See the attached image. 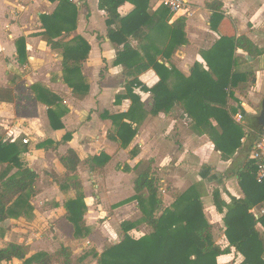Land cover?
I'll use <instances>...</instances> for the list:
<instances>
[{
	"label": "crops",
	"instance_id": "obj_1",
	"mask_svg": "<svg viewBox=\"0 0 264 264\" xmlns=\"http://www.w3.org/2000/svg\"><path fill=\"white\" fill-rule=\"evenodd\" d=\"M6 1L12 3V7L7 13H0V30H7L9 38L1 39L0 37V87H8L1 84L6 77L8 78L7 74L9 75V72H5L6 76L2 73V71L7 70L8 66L9 68L14 67L13 63L18 67L28 66L27 70L30 72L26 76L31 80L28 85L30 96L35 99V93L31 89L32 85L41 86L57 95L61 105L67 109V112L61 117L63 128L53 129L46 114L47 109H45L48 127H46L45 136L34 141L32 150L27 146V150L21 154V159L37 173V177L39 171L36 165L39 167L43 161H34L36 155L41 152L42 155L50 153L55 156L56 164L53 167L55 171L46 172V174L51 175L50 180L53 185L50 188L48 186L41 187L40 190L37 187L35 188L36 193L30 198V203L33 206L30 217L9 218L1 223L4 230L0 237H3L4 245L14 242L25 243L29 246L28 243L31 242L30 244L33 243L34 246L40 247L43 242L38 237V234L33 233V237L30 236L25 241L22 235L17 233L14 222L39 223L40 221L38 220L44 217L48 218L49 224L54 225V232L59 234L61 241L59 243L65 246H69L64 242V237L68 234L72 240L76 241V244L79 240L86 238L87 243H90L88 236L94 230L93 227L98 225L97 222L99 220H101L102 227H107L110 222L117 223V219L120 218L118 229L112 226V228H107L110 238L116 237L118 230L122 231L119 226L125 220L135 222L136 227L133 232H136L138 221L134 220V217L136 218L138 213L141 217L143 216L137 201L121 202L135 194V169L140 162L145 160L153 161L152 167L158 178L159 190H164L166 194L164 202L167 200L168 195L178 192L180 188L188 183V180L190 181L189 174H191L194 167L202 163L210 165V169L215 167L217 177L220 173L229 170V168L232 169L231 176L224 177L221 181L220 194L223 200L229 201L225 191L237 198L244 197L235 170L242 166L249 157L250 145L252 146L255 140L254 132L250 129L252 127L251 121L260 114V112L258 114V111H261V103L264 99V0H219L223 15L231 22L236 36L245 35L259 50L256 55H249L246 51L239 48L235 50L236 70L246 73L247 78L233 88V97H228L227 105L229 111L234 110L233 119L243 125L244 137L241 138L242 147L236 150L227 160L221 158L220 152L214 149L206 134L196 130L191 119L183 113L179 104H175L169 114L163 112L152 114L150 112L152 108L151 93L143 92L139 88H135L134 93L140 96L143 105L136 115V119L132 121L128 119L122 120L130 123L132 128L136 129L134 137L126 148L121 147V142L113 138L115 122L110 116L127 113L132 105L129 97L124 96L125 98L117 101L116 96L126 93L125 85L133 78V75H127L123 66L114 63L117 51L122 48V45L113 42L107 35V14L104 10L98 8V0H71L77 9L76 27L71 32L63 33L56 38L62 45L74 46L77 44L76 38L80 37L89 45L87 57L80 61L81 76L89 86L87 93L83 97L74 94L73 88L64 82L62 49H52L41 37L31 36L33 33L43 31L39 16L52 14L58 5V1L0 0V10L4 9ZM183 1L185 2L183 8L177 12H170L168 9L169 15L163 21L164 24H162L171 26L175 20L183 17L185 19L184 33L187 42L182 44L179 50L176 48L170 57L164 59V61L167 66L169 62H174L175 67L184 76H189L190 69L195 63H199L204 69H207L205 60L202 57V51L212 47L220 37V33L210 27L212 11L206 6L209 0ZM161 4L162 0H149L147 12L153 13L157 11ZM133 9L134 5L125 1L118 8V12L121 16H125ZM1 17L3 18L1 19ZM168 17H170L169 20ZM163 25H161L162 30ZM111 27L117 29L118 22ZM165 36L159 34L158 28V31L151 33V39L139 42L135 38L129 37L128 41L139 52L140 59H142L145 58L144 47L152 43L157 46L164 44ZM20 38H23L25 43L26 61L24 64H20L17 60L16 45ZM166 41L168 42V40ZM8 56L11 58L6 61ZM160 58L158 60L162 62ZM138 59L139 57L134 58L133 62L134 60L138 61ZM69 63H73V61ZM41 65L52 68L47 73L49 85L38 80L34 81V79H37L35 68ZM135 76L147 87H152L158 81V76L152 69ZM59 87L67 92L65 98L57 92ZM14 94L19 95L17 93ZM35 102L48 108L42 102L37 100ZM5 104L9 103H0V106ZM238 114L242 115L241 120L236 118ZM27 130L24 129L23 133H19L14 128L11 131V136L6 138H10L12 142L20 141V135L28 136ZM67 132L70 133V138L67 141H63V137ZM44 140L48 141L46 147L36 148V144ZM56 143H58L57 147L54 148L52 144ZM69 150L75 152L79 161L74 173L67 172L60 161V158L65 157ZM102 153L107 155V161L105 163L101 161L99 164L93 163L92 158ZM50 154L47 157L49 160L53 158ZM123 155L126 156L125 163L120 166V163L115 162L119 156L122 157ZM49 162L48 165L52 166ZM82 164L86 165L87 174L81 173ZM15 170L14 168L12 172ZM73 174L76 175L77 184L66 185L64 184L65 180L61 181L65 176ZM54 177L60 180L56 182ZM86 177L95 183V204L91 194L88 193ZM80 190H83V193ZM49 191L53 192L55 199L52 203V208L47 207L48 209L45 211L41 206L47 203L42 200V205L40 206L37 199L40 197L47 201ZM212 192L208 193L207 191L201 197L203 206L208 205L206 207L208 212L210 209L213 212L216 211ZM80 194L83 197L85 195L84 203L86 209L83 214V220L90 229V233L84 238H75L74 226L66 217L64 204L68 199ZM171 201L173 202L174 199ZM259 206H262L260 210L264 213V203ZM256 207L251 209V212L255 213V211H258ZM216 214L220 216V219L222 218V214L217 211ZM209 221L212 222V219H209ZM220 241L225 242L223 238ZM57 249L58 247L54 250L38 249L30 253L38 251L54 253ZM226 256L228 257L229 254L221 255V257ZM240 260L241 256L239 255L237 264H240ZM2 264H18V261L13 260L11 263Z\"/></svg>",
	"mask_w": 264,
	"mask_h": 264
},
{
	"label": "trees",
	"instance_id": "obj_2",
	"mask_svg": "<svg viewBox=\"0 0 264 264\" xmlns=\"http://www.w3.org/2000/svg\"><path fill=\"white\" fill-rule=\"evenodd\" d=\"M57 1L58 5L52 14L39 16L43 31L31 36L41 37L52 49H62L64 82L73 88L74 94L83 97L89 86L81 76L80 61L87 57L89 45L80 37L76 38L77 44L74 46L62 45L56 40L61 34L75 29L77 14L76 6L71 0ZM125 1L132 3L134 9L121 16L118 8ZM148 2L149 0H98V8L107 14V35L113 42L122 45L114 63L123 66L127 75H133L125 85L126 93L116 96L117 101L129 97L132 105L127 113L110 116L115 122L113 138L121 142V147L126 148L134 137L136 129L122 120L136 119L143 105L140 96L134 93V89L139 88L151 93L152 114H169L175 104H179L196 130L208 136L214 149L220 152L221 158L229 159L242 147L241 138L244 137L243 125L233 119L234 110L229 111L227 105L228 97H233V88L247 78L246 73L236 70L235 50L242 49L249 55H256L259 50L245 35L236 36L231 22L223 15L221 2L209 0L206 6L212 11L210 27L218 31L220 37L212 47L202 51L207 69L195 63L189 76H184L176 67L166 66L165 61L160 62L156 56L168 59L179 45L187 42L184 33L185 19L180 17L171 26H164L163 21L169 15L168 8L160 6L157 11L148 13ZM116 22L118 27L114 29L111 26ZM158 28L159 34L164 29L167 30L168 43L163 48L155 43L146 44L145 58L140 59L139 52L129 44L128 38L133 37L139 42L151 39V33L158 31ZM16 46L17 60L24 64V39H18ZM138 57V61L133 62ZM70 61L73 63H69ZM148 69H152L158 76V81L152 87L145 86L135 76ZM31 89L35 98L48 106L46 114L51 127L63 128L61 117L67 109L61 105L59 97L36 84ZM17 98L27 97L15 95L9 87H0V103H11ZM250 129L254 132L255 139L264 131L256 124ZM69 138L70 133L67 132L63 141ZM46 144L47 140L41 141L36 144V148H45ZM57 144L52 146L56 148ZM251 147L250 145V149ZM26 150L27 145L21 141L12 142L10 138L0 136V164H4L0 170V234L4 230L1 223L5 220L32 215L30 198L35 193L37 173L21 159V154ZM107 159L104 153L92 158L96 164L101 161L105 163ZM60 161L69 173H74L79 162L73 150H69ZM152 164V160H145L137 165L135 194L121 202L136 200L143 220L151 231L134 235L135 222L122 221V238L100 254L93 253L95 264H217V258L231 253L232 247L242 255L241 264H264V213L255 215L251 212L253 206L264 202V181H256L255 165L249 157L235 170L244 193L243 198L225 191L229 198L226 202L221 198L219 190L212 192L215 209L223 214L224 235L227 240L223 249L213 240L212 224L204 213L201 201L203 193L197 189L198 186H193L176 197L172 204L163 207L158 178ZM14 168L16 170L12 172ZM65 181L66 185L76 183V175L68 176ZM64 206L66 217L74 226L75 238L88 236L90 229L83 220L86 209L83 195L68 199ZM258 226L262 227V231ZM58 258L62 264H72L71 248L60 244L54 253L38 251L31 254L25 243L9 242L0 245V264L11 263L13 260H17L18 264H53Z\"/></svg>",
	"mask_w": 264,
	"mask_h": 264
},
{
	"label": "rangeland",
	"instance_id": "obj_3",
	"mask_svg": "<svg viewBox=\"0 0 264 264\" xmlns=\"http://www.w3.org/2000/svg\"><path fill=\"white\" fill-rule=\"evenodd\" d=\"M164 0H162V4L161 6H165ZM12 7V3H10L9 1H6L4 4V9L2 8L0 10V13H7L9 9H11ZM166 7V6H165ZM171 17V16H170ZM168 17V20L169 18ZM3 17H1L2 19ZM7 30L5 29H1L0 30V37L5 38V39H9L7 36ZM166 35V40L167 39V30L164 29L163 33H160V35ZM165 40L164 44L162 43L160 46L163 48L168 42ZM181 45H179L177 47V50H179ZM174 52V51H173ZM172 52V53H173ZM171 53V54H172ZM9 58H11L10 56L7 57L6 61L9 60ZM55 58V57H54ZM157 59L160 58V56H156ZM52 60V59H51ZM161 61H163L164 59L160 58ZM53 61V60H52ZM169 61V60H168ZM14 67H10L8 66L7 70L2 71L3 75L5 74V72H9V75L7 74L8 78H5V81H2V85H7L9 88L12 89V91L14 93H17L19 95H21L22 97H27V98H17L14 99L11 103L9 104H5L0 106V136L1 138H6V137H10L11 136V131L12 129H16V131H18L19 133H23L24 129H28L27 133V139H28V143L26 144L29 148H31L32 150V146L35 140H39L41 138H43L45 136L46 133V127H47V118H46V114H45V109H47V107L42 106L40 104H37L35 102V100H37L36 98H32L33 96H30V91L28 89V85L31 83V80L26 76L28 74V72H30L29 70H27V67L24 66H20L18 67L15 63H13ZM53 67V65H51ZM167 66V65H166ZM174 66L175 67V63L173 62H169L168 67ZM52 68H48L45 65H41L37 68H35V72H36V77L37 79H34V81L38 80L44 84L49 85V80H48V72L51 71ZM6 76V74L4 75ZM14 77V78H13ZM27 77V78H26ZM50 87V86H49ZM57 92H59L63 98H65V96H67V92L65 90H63L61 87L57 88ZM38 102H40L39 100H37ZM44 104V103H43ZM260 111H258L259 114ZM81 119V118H80ZM18 128V129H17ZM48 128V127H47ZM24 134L20 135V141L22 142V139L24 138ZM23 143V142H22ZM49 153V152H47ZM50 154V153H49ZM49 154H44L42 155L41 152H39V154L36 155V158H34V161L39 160V162L43 161L42 164L37 167L38 172V177L34 183V187L38 190H40L41 187H45L48 186V188H50L53 185V182H51L50 180V176L49 174H46V172H51V171H55L53 169V167H55V156H52L50 154L51 157H53L51 160H49L48 155ZM46 159L47 161L52 164V166L48 165V162L46 163ZM125 159L126 156H119L118 160H116L115 163H120L119 165H123V163H125ZM94 163V161H93ZM197 164V163H196ZM195 165V164H193ZM210 165L208 164H198L196 167H194L193 171L191 172V174H189V178L190 181L188 180V183L185 184L182 188H180L178 190V192H174L171 193L170 195H168V197L166 198L167 200H165L164 202V198L166 196V194L164 193V190H160V194L162 195V201H163V207H167L170 204H172L173 202L171 201L172 199H176V197H178L179 195L185 193L186 191H189L193 186H198L197 189L202 192L205 193L208 191V193H211L213 190H219L221 188V181L222 178L224 177H228L231 176L232 174V169L229 168V170H226L223 173H220V175H218L217 177V171L215 170V167H213L214 169H210L209 167ZM4 167V164H0V170L1 168ZM86 165L82 164L81 165V173H86L87 171L85 170ZM231 169V170H230ZM157 173V172H156ZM216 173V174H215ZM204 176V178H202ZM68 176H65L61 181L65 180V178H67ZM54 180L56 182H58L60 179L57 177H54ZM73 181V180H71ZM86 183L88 186V193L91 194V198L94 201V204L96 203V199H95V183L92 182L91 180H89V178L87 179L86 177ZM73 184V183H72ZM77 184V183H74ZM77 186V185H75ZM186 186V187H185ZM80 189H82V187H80ZM79 190V189H78ZM181 190V191H180ZM81 191V190H80ZM83 193V190L81 191ZM79 192V193H81ZM36 193V192H35ZM48 200L45 201L44 198H40L38 197L37 201L38 204L41 206L42 205V200L44 201V204L41 207L46 211V209L52 208V203L55 199V197L53 196V192L49 191L48 192ZM53 197V198H52ZM85 197V195H84ZM90 201V200H89ZM171 201V202H170ZM170 202V203H168ZM205 203V202H204ZM264 202H262L261 204H263ZM261 204H257L256 206H253V208L256 207V209L258 208V211H255V215H261L262 212L260 210L259 206ZM208 205H206L205 207L203 206V210L204 213L206 215V217L208 216V220L212 219V222H210L212 224V228H211V233L213 236V240L215 243H217L220 248L222 249V247L224 248L227 240L226 237L224 235V227H223V221H221L220 216L218 214H216V211H212L211 209L209 210V212L207 211L208 209L206 208ZM253 213V212H252ZM137 217H134V220L138 221V227L136 229V232L134 235H138V234H142V233H147L151 231V228L146 224V222H144L143 220V216L141 217V215L138 213V215H136ZM212 218H211V217ZM223 216V214H222ZM120 220L117 219V223L115 222H110V224L106 227H102L101 225V220H99L97 222L98 225H95L93 227L94 230L91 231L90 236H88V239H90V243H87V238L86 239H82L79 240V242L76 244V241L72 240L68 235H64L63 237L64 242H66L72 249V264H95L96 260L95 257L93 256V253H97L100 254L104 249H106L107 247H109L110 245H112L115 241H119L122 236H123V232L118 230V235L114 238H110L109 234H108V230L107 228H114L117 227L118 229V221ZM39 223H24L23 221H19V222H14L16 229H17V233L21 234L22 237L24 238V240H28V237H33V233L38 234V237H40V239L42 240L43 244H41L40 247L34 246L33 243L30 244L31 242H29V247H30V252H34L38 249H46V250H51V249H55L56 247H59L58 245L60 244V238H59V234H56L54 232L53 229V224H49V220L47 217L41 218ZM96 224V223H94ZM117 224V225H116ZM112 226V227H111ZM221 226V227H220ZM120 227V226H119ZM258 229L260 231H262V227L258 226ZM107 235V236H106ZM37 237V238H38ZM3 238V237H2ZM0 237V245H3L4 240ZM221 238H223V240L225 242H221ZM85 253V254H84ZM84 255L83 257H80ZM239 255L241 256V260H240V264L243 260V257L240 253H238L235 248H231V253H229V256L227 257H221L219 256L217 258V264H237L238 261V257ZM80 257V258H79ZM229 261V262H227ZM227 262V263H226ZM53 264H62V261L60 258L56 259L54 261Z\"/></svg>",
	"mask_w": 264,
	"mask_h": 264
},
{
	"label": "built area",
	"instance_id": "obj_4",
	"mask_svg": "<svg viewBox=\"0 0 264 264\" xmlns=\"http://www.w3.org/2000/svg\"><path fill=\"white\" fill-rule=\"evenodd\" d=\"M165 6L170 10V12H177L182 9L185 2L183 0H164ZM238 120L242 119V115L238 114L236 116ZM24 144L28 143L27 136L22 139ZM249 158L253 161L255 165V178L256 181L261 183L264 181V131L260 133L254 140Z\"/></svg>",
	"mask_w": 264,
	"mask_h": 264
},
{
	"label": "water",
	"instance_id": "obj_5",
	"mask_svg": "<svg viewBox=\"0 0 264 264\" xmlns=\"http://www.w3.org/2000/svg\"><path fill=\"white\" fill-rule=\"evenodd\" d=\"M252 125L256 124L259 129H264V99L261 103L260 114L251 121Z\"/></svg>",
	"mask_w": 264,
	"mask_h": 264
}]
</instances>
